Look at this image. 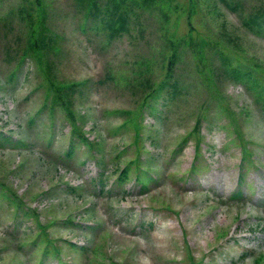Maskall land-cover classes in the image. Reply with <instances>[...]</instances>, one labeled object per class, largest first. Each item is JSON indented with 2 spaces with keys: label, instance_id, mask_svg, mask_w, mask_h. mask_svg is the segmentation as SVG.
I'll list each match as a JSON object with an SVG mask.
<instances>
[{
  "label": "rangeland",
  "instance_id": "1",
  "mask_svg": "<svg viewBox=\"0 0 264 264\" xmlns=\"http://www.w3.org/2000/svg\"><path fill=\"white\" fill-rule=\"evenodd\" d=\"M263 19L0 0V264H264Z\"/></svg>",
  "mask_w": 264,
  "mask_h": 264
},
{
  "label": "trees",
  "instance_id": "2",
  "mask_svg": "<svg viewBox=\"0 0 264 264\" xmlns=\"http://www.w3.org/2000/svg\"><path fill=\"white\" fill-rule=\"evenodd\" d=\"M230 5V4H229ZM260 22V21H259ZM263 22H264V19H263ZM259 26L261 27L262 26V24H261V22L259 23Z\"/></svg>",
  "mask_w": 264,
  "mask_h": 264
}]
</instances>
